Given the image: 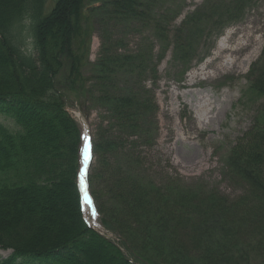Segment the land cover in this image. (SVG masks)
<instances>
[{
	"label": "trees",
	"instance_id": "trees-1",
	"mask_svg": "<svg viewBox=\"0 0 264 264\" xmlns=\"http://www.w3.org/2000/svg\"><path fill=\"white\" fill-rule=\"evenodd\" d=\"M85 1L0 0V113L18 128L0 125V248L13 253L0 264H264V110L223 161L226 177L243 188L239 197L148 180L139 147L154 140L158 106L141 77L157 74V65L151 50L118 55L103 42L95 83L85 89V58L76 47L80 39L86 45L91 27ZM158 1L111 0L98 9L112 8L128 23H156L163 45L157 64L174 43L185 72L205 29L221 33L252 2L207 0L170 41L177 14L152 18ZM248 80L249 95L264 98V52ZM66 92L92 98L107 116L108 132L100 127L94 137V159L113 172L101 195L93 183L102 173L90 176V187L99 222L120 247L84 222L77 187L81 131L67 111ZM127 143L131 153H124Z\"/></svg>",
	"mask_w": 264,
	"mask_h": 264
},
{
	"label": "rangeland",
	"instance_id": "rangeland-1",
	"mask_svg": "<svg viewBox=\"0 0 264 264\" xmlns=\"http://www.w3.org/2000/svg\"><path fill=\"white\" fill-rule=\"evenodd\" d=\"M110 1H85L84 16L88 18L87 24L91 27L86 45H83V39L76 43L79 53L85 58L82 69L87 84L85 89L89 90L95 83L94 65L99 59L103 42L109 52L118 55H135L151 50L157 74H146L141 78L158 106L155 113L157 130L152 142L139 147L144 162L141 169L148 180L159 185L173 181L184 187L201 186L208 192L216 191L229 199L239 197L243 188L226 177L223 161L230 148L253 127L259 112L264 110V98L249 95L248 80L253 65L259 62L264 52V0H252L243 15L237 21L227 24L221 33L212 26L204 28L205 33L192 55L190 71L186 73L187 65L174 59V43L169 44L164 59L157 64L163 45L154 30L156 23L152 26L146 25V22L136 23V20L128 23L116 18L112 8H108V11L98 9ZM206 1L159 0L152 18H157L156 12H160V15L169 12L172 17L177 14L169 26V39L173 41L182 22ZM223 1L227 3L231 0H220L217 4ZM26 26L28 32L25 35L29 38L31 25L27 22ZM227 34L230 36V48L237 49L239 46L241 48V44H247L239 52L238 62L233 66L229 65L232 52L220 54L219 59L216 57ZM31 42V39L27 40L29 49ZM253 53L255 58L250 65H242L241 61ZM206 66L207 70L203 72ZM129 77L125 78L127 82H130ZM125 80H120L121 87H124ZM66 93L70 98L68 111L80 124L82 135L90 134L96 138L100 127L103 133L105 130L108 132L107 116L102 107L95 105L90 97L85 98L74 92ZM0 124L9 130H18L16 124L3 114H0ZM132 151L131 144L127 143L124 153ZM126 167L133 166L128 164ZM96 172L102 173L105 178L96 179L93 183L94 191L101 195L100 190L103 184L106 185V178L113 169L108 171L98 166L94 159L90 176ZM89 217L90 212L87 214ZM11 255V251L0 248L1 260ZM260 261L252 264H261Z\"/></svg>",
	"mask_w": 264,
	"mask_h": 264
},
{
	"label": "bare ground",
	"instance_id": "bare-ground-1",
	"mask_svg": "<svg viewBox=\"0 0 264 264\" xmlns=\"http://www.w3.org/2000/svg\"><path fill=\"white\" fill-rule=\"evenodd\" d=\"M230 36L227 34L224 38H223V40H222V42H221V44H220V47L218 48V50H217V53H216V57L218 58L219 57V55L220 54H222V53H224V52H226V51H230V52H232V54H231V56H230V58L231 59H229V65H235L237 62H238V56H239V52L245 47V46H247V44H241V48H240V46L236 49V48H230L229 47V38ZM236 49V50H235ZM255 58V56H254V53L253 54H250V55H248L245 59H243L242 61H241V63H242V65H250V63L253 61V59ZM219 59V58H218ZM207 70V66L206 67H204L203 69H202V71L203 72H205ZM193 85V84H192Z\"/></svg>",
	"mask_w": 264,
	"mask_h": 264
},
{
	"label": "snow or ice",
	"instance_id": "snow-or-ice-1",
	"mask_svg": "<svg viewBox=\"0 0 264 264\" xmlns=\"http://www.w3.org/2000/svg\"><path fill=\"white\" fill-rule=\"evenodd\" d=\"M86 151H87V149H86Z\"/></svg>",
	"mask_w": 264,
	"mask_h": 264
}]
</instances>
